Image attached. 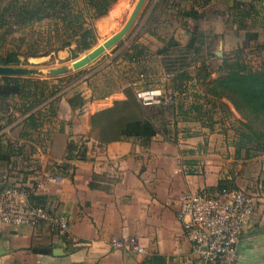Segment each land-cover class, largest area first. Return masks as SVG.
I'll return each instance as SVG.
<instances>
[{
	"label": "trees",
	"instance_id": "trees-1",
	"mask_svg": "<svg viewBox=\"0 0 264 264\" xmlns=\"http://www.w3.org/2000/svg\"><path fill=\"white\" fill-rule=\"evenodd\" d=\"M225 1L229 4L227 10L232 12L227 22L236 32H244V35L242 47L236 46L220 59L217 78L209 80L212 74L209 61L214 57L212 46L222 38L221 35H205L202 32L199 36L193 30L187 41L180 44L174 37L164 41L155 31L147 30L145 33L162 45L150 52L137 38L114 59L126 62L135 79L126 83L127 88L121 91L123 100L114 101L110 107L91 116V130L98 143L107 145L131 140L147 146L159 133L171 136L170 139L175 143L178 122H195L212 131L218 125L217 120L223 124L225 114L229 116L222 103L225 100L240 117L231 125L233 136L226 137L227 145L233 150L234 160L245 163L264 155V42L260 40L261 34H264V0ZM80 2L81 7L77 8L70 0H0V66L21 67L26 65L28 59L47 57L69 48L71 44L75 46L74 57L91 49L96 43V36L89 22L105 16L116 0ZM211 2L159 0L154 11L161 9V6L164 12L175 11L179 18L192 22L196 29V23L201 24L204 19L203 13L197 8H206ZM153 19L152 15L149 21L154 23ZM34 27L43 28L34 33ZM4 46H8L5 54L2 53ZM250 48L253 51H250V55H256L258 61L254 67L250 64L248 54H244ZM151 58H158L161 77L168 80L163 85H158L159 81L155 80L152 69L146 65L152 62ZM190 67L195 68L193 77L187 71ZM197 86H200V90L196 88L191 101L187 103L189 88ZM149 88H159L164 94L172 95L173 103L170 106L143 108L135 99V91ZM60 99L59 87L48 81L0 77V120H3L2 114L12 110L23 117L18 140L0 139V190L8 186L26 188L27 202L32 207L47 209V197L36 192V186L42 183V179L36 175L34 177V172L30 178L28 175L31 172L16 171L12 158L21 156L17 148L19 142H36L34 135L37 130L56 117ZM11 102L13 105L10 107ZM90 102L82 94L70 95L67 99L73 112H80ZM168 117L170 121H167ZM77 143L68 140L64 162L54 165L45 174L71 180L75 171L71 163L85 160L86 150L78 147ZM186 154L192 155L193 152ZM185 165L196 166L192 162ZM21 173L22 176L19 175ZM188 174L194 175V172ZM238 189L232 180L220 179L214 187L200 193L213 196ZM49 230L51 236L69 246L68 233L61 234L56 228ZM31 252L49 255L52 248H34Z\"/></svg>",
	"mask_w": 264,
	"mask_h": 264
},
{
	"label": "crops",
	"instance_id": "crops-1",
	"mask_svg": "<svg viewBox=\"0 0 264 264\" xmlns=\"http://www.w3.org/2000/svg\"><path fill=\"white\" fill-rule=\"evenodd\" d=\"M67 99L59 102L56 117L37 130L36 142H19L21 156L12 161L16 171L42 179L36 192L47 197L50 215L68 224L70 244L51 236L45 224L35 230L0 224V264H200L176 212L184 194L214 187L220 179L232 180L253 199L235 264H264V155L245 163L234 160L225 131L219 133L217 125L208 131L195 122L177 123L175 143L159 133L147 146L131 140L100 144L90 126L99 110L73 112ZM22 120H0V139L13 140ZM80 138L85 160L71 163L72 179L48 181L45 173L64 162L68 140ZM112 239H134L143 252L114 249ZM46 247L51 254L31 252Z\"/></svg>",
	"mask_w": 264,
	"mask_h": 264
},
{
	"label": "rangeland",
	"instance_id": "rangeland-1",
	"mask_svg": "<svg viewBox=\"0 0 264 264\" xmlns=\"http://www.w3.org/2000/svg\"><path fill=\"white\" fill-rule=\"evenodd\" d=\"M70 1H72V3L77 6V8L81 7L80 0ZM136 1L137 0H116V2L109 7L105 16L97 19H91L90 22L87 20L89 25L94 29L96 36V43L91 49L74 57L75 46L74 44H71L69 48L58 51L57 53L51 54L47 57L28 59L26 61V65L21 67L35 69L42 71L43 73L42 76L28 79L48 81L50 84L53 83L56 87H59L61 99L68 98L70 95H84L86 100H90L91 102L82 109L83 111L86 109L89 111L103 110L110 107L114 101L123 100L124 97L121 95V91L127 88L126 83L135 79L132 69H130L126 62H123L120 59L114 61V59L121 55L122 52L128 48L131 42L137 40V38L139 43L146 45L150 52H154L156 49L161 47L162 44L159 41L145 33L147 30L155 31L156 34L164 41L174 37L180 44H184L187 41L193 30L197 31L199 36L202 35V32L205 35L208 33L221 35L222 38L215 41L211 49L214 53V57L209 61L212 71L209 79L210 81L217 78L216 70L220 59L226 57V55H228V53L236 46L242 47L244 32H236L230 22H227V19L232 12L227 10V6L229 4L225 0H212L211 4L206 8L202 9L198 7L197 10L200 13H203L204 19L202 20L201 24L198 22L196 23L198 25V28L196 29H194V24L192 22L179 18L175 11L164 12L161 10L163 9L162 6L161 9L154 11L159 0H147L131 31L120 43L107 51L101 58L78 72H71L59 77H48L47 73L49 70L57 69L63 66H69L72 62L78 60L87 52L102 44L106 39L119 31L126 23ZM197 1L199 3L202 2V0ZM152 15L155 18L153 19L155 20L154 23L149 21ZM42 28L43 27H34L32 30L34 33H36L38 30H42ZM260 40L261 42H264V34H261ZM220 42L221 47H219ZM118 46L119 48H117ZM7 48L8 46H4L2 48V53L5 54L4 51ZM250 51L253 52L250 48L245 50L244 54H248L250 57L249 61H251L250 64L254 67L258 61H256V55H250ZM218 52L221 56H216V53ZM151 60L152 62H147L146 65L152 69L155 80L159 81H156L158 85H163L165 81L168 80H166L167 78L165 77H161V69L157 65L158 58H151ZM187 71L191 77L194 76V67H190L187 69ZM199 87L200 86L189 88L186 96L187 103L191 101V95L195 92L196 88L200 90ZM60 102L63 104L62 100ZM222 103L225 105V110L229 116L225 114L226 117L223 124H220L221 121L217 120V127L219 133L225 131V135H227V137H232L233 135L231 125L234 120H240V117L237 113H235L232 106L228 102L222 100ZM12 105L13 102H11L10 107ZM2 115L3 116L1 118L3 120L9 117H11V119L20 117L16 112H13V110L10 113L8 112ZM170 120L171 118L168 117L167 121ZM22 121H19L17 125H15L19 128L16 129L13 134V140H18L19 138ZM156 124L158 127H160V124ZM1 126L2 125L0 124V127ZM76 140L78 142L77 144L79 145H82L84 142V139L82 138Z\"/></svg>",
	"mask_w": 264,
	"mask_h": 264
},
{
	"label": "built area",
	"instance_id": "built-area-1",
	"mask_svg": "<svg viewBox=\"0 0 264 264\" xmlns=\"http://www.w3.org/2000/svg\"><path fill=\"white\" fill-rule=\"evenodd\" d=\"M135 99L143 108L170 106L173 96L159 88L135 91ZM52 182L56 177L47 175ZM26 188L8 186L0 190V224L35 230L45 224L67 234L66 221L58 219L48 209L32 207L27 202ZM40 189L39 185L36 190ZM253 215V199L244 190L208 196L194 192L184 194L176 212V220L200 264H235L236 248ZM114 249L128 247L141 254L136 240L112 239Z\"/></svg>",
	"mask_w": 264,
	"mask_h": 264
},
{
	"label": "water",
	"instance_id": "water-1",
	"mask_svg": "<svg viewBox=\"0 0 264 264\" xmlns=\"http://www.w3.org/2000/svg\"><path fill=\"white\" fill-rule=\"evenodd\" d=\"M147 0H137L126 23L123 27L114 33L111 37L106 39L102 44L96 46L85 55H83L78 60L72 62L69 66H63L57 69H51L48 71V77H59L66 75L71 72H78L99 58H101L107 51L115 47L118 43H120L126 35L131 31L137 17L139 16L141 10L143 9ZM219 47H221V42L219 43ZM216 56H221L220 53H216ZM42 71H38L35 69H28L23 67H1L0 66V77H11V78H32L37 76H42ZM59 252V250H55L53 254Z\"/></svg>",
	"mask_w": 264,
	"mask_h": 264
}]
</instances>
